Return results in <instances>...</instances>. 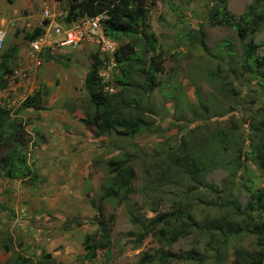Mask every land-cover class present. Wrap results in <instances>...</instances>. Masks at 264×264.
I'll return each mask as SVG.
<instances>
[{"label":"rangeland","instance_id":"374dc122","mask_svg":"<svg viewBox=\"0 0 264 264\" xmlns=\"http://www.w3.org/2000/svg\"><path fill=\"white\" fill-rule=\"evenodd\" d=\"M28 1L31 11L20 4L23 21L11 23L10 14H2L4 30L8 36L19 38L20 46L25 44L24 37L30 33L25 31L26 22L40 11L35 0ZM212 1L155 0L151 3L152 0H147L150 30L157 38L156 53L164 62L163 74L158 76L161 86L149 98L155 112L157 132L144 131L134 138H94L80 123L79 119L89 112L82 79L90 64L92 46L83 44L75 48L55 47L51 54L59 56L61 63L43 62L34 78L35 86L44 93L43 110L20 109L21 102L26 97L20 89L15 88L12 78H9L6 88L0 90V105L8 109V124L12 125L8 126L9 130H4L8 144L2 142L0 160L11 151L13 142L10 132H13V127L10 126L17 123L25 142L20 149L26 159L24 166L30 173L25 178H7L0 169V264H11L17 254L31 246L40 250L37 256L29 257L32 264H56L57 259H52L50 253H46L45 245L29 236L31 232L28 228L35 231L36 225L44 230V224L52 223L56 218L52 216L51 207L41 204L44 202L42 198L47 199L51 193L43 190L45 178L41 176L39 166L42 161L41 153L49 150L48 144L50 146L56 143L58 134L65 131L69 135L62 138L55 147L75 152L77 160L84 163L86 159L88 165L85 167L86 177L78 189L62 192L70 202L73 194L77 193L79 197L73 200L75 206H78L75 211L62 208L61 218H66V223H53L58 225L61 237L67 234L65 244L52 245V251H61L60 257L64 258L63 262L59 261L57 264H136L146 255L155 258L150 264H185L173 262L170 258L160 262L158 257L168 252L180 255L192 249L200 253L204 264H212L214 252L211 248L214 243H207L205 235L193 232L167 246L151 234L141 239L143 231L131 221V216L145 220L155 215L151 210H156V214L168 212L187 203L193 206L199 222L204 219L202 216H213L214 211L210 207L213 195L203 190L188 193L187 183L184 181H177V184L167 187L155 181V162H159L167 150L177 148L182 139L199 151L215 152L219 166L207 174V181L212 182L228 198H234L245 205L249 199L241 186L245 180L253 179L256 188L264 189V171L247 164L249 174H242L240 166L243 159H237L235 152L237 145L243 147V150L247 146L241 139L248 134L247 123L244 122L250 113L243 101L249 94L248 89L243 83L225 77V83H231L226 88L232 87L234 92L221 93L209 78L210 72L220 64L218 59L210 55L218 54L220 43L227 39L233 43L234 48H239V41L231 28L206 24L207 11ZM250 2L251 0H228L227 8L231 14L239 16ZM65 7L63 0L56 6L57 12L61 13L59 22H63ZM199 29L206 34L205 44L210 51L209 55L194 40ZM124 41L126 40L121 42ZM254 41L263 44L258 49V54L264 55V29L255 35ZM103 71H107V64L100 62L98 73L105 91L106 87L113 88L112 80L119 71L117 67L112 68L109 78L102 76ZM61 72H74L77 85L71 91L62 87L64 79L60 76ZM40 112L53 113L54 119L76 120L77 123L69 122L68 126H57L50 131L49 127L37 124L38 121L45 122L50 118L42 117ZM81 126L84 128L83 132L79 130ZM215 132L225 133L227 142L222 148L214 150L213 146L207 145L206 140ZM44 145L47 147L42 149ZM111 159L127 160V165L135 171L136 179L127 200L118 204L112 201L102 202L104 217L113 214L115 219L110 232L111 245L107 251H98L94 260L86 261L83 259V237L96 230L93 220L95 212L90 203H99L101 187L109 177L107 162ZM16 162L19 164V158ZM17 163L15 166H18ZM43 218L49 219L43 222ZM19 224H25L27 230L22 232ZM47 229L52 231L54 228ZM40 235H43L42 231ZM3 245L8 246L10 251H4ZM236 248L254 251V237L241 236L229 243L221 250L222 264H233ZM43 252L49 254L50 258L43 259Z\"/></svg>","mask_w":264,"mask_h":264},{"label":"trees","instance_id":"16d2710c","mask_svg":"<svg viewBox=\"0 0 264 264\" xmlns=\"http://www.w3.org/2000/svg\"><path fill=\"white\" fill-rule=\"evenodd\" d=\"M63 1L66 3L63 22L102 15L104 34L119 42L114 55L119 73L112 80L115 88L113 93L104 91L98 73V54L94 52L89 55L90 64L82 79L89 112L79 119L80 123L94 138H134L144 131L157 132L155 112L149 98L161 86L158 76L163 74L164 62L156 53L157 38L150 30L147 0ZM227 3L228 0H213L207 11L206 24L231 28L239 41V48H234L233 43L225 39L218 46V54H210L205 44L206 34L202 29L197 31L194 40L203 52L220 62L210 72L209 78L221 93L234 92L232 87L226 88L231 83L226 84L225 77L243 83L248 89L249 94L243 99L250 113L244 122L247 123L248 134L241 139L247 146L245 150L240 145L235 149L237 159H243L240 166L242 174L248 175L247 164L264 171V55L258 54V49L263 44L254 41L255 35L264 29V0H251L239 16L230 13ZM41 33L40 28H35L25 35V43ZM122 40L126 41L121 42ZM19 50V46L10 45L0 51V90L7 86L16 66ZM41 57L44 61L61 63V58L53 56L49 51H44ZM43 95L40 88L35 89L21 102L20 109L43 110ZM8 122L9 111L0 105V146L3 141L8 144L4 134V130H9L8 126L12 125ZM13 125L10 126L13 127V132H10L13 142L11 151L0 160V169L7 178H25L30 170L24 166L26 159L20 150L25 145L23 132L19 124ZM226 139L225 133L215 132L206 143L215 150L222 148ZM18 158L19 164L16 162ZM218 166L219 160L215 152L199 151L182 139L177 148L167 150L163 158L155 162V181L166 187L177 184V181H184L187 183L188 193L203 190L213 195L214 199L210 204L213 216H202L204 219L199 222L193 206L187 203L168 212L156 214V210H151L155 215L145 220L131 216L132 224L143 231L141 239L151 234L167 246L193 232L203 234L208 239L207 243H214L211 248L214 252L212 264H222L221 250L229 243L241 236H253L254 251L236 248L233 264H264V189L256 188L253 179L245 180L241 186L249 199L245 205H241L207 181V174ZM107 167L109 177L101 187L99 203H90L95 212L93 220L96 230L83 237V259L86 261L94 260L98 251H107L111 245L110 232L115 219L113 214L104 217L102 202L112 201L118 204L127 200L136 179L135 171L127 165V160L111 159L107 162ZM3 250L10 251L6 245H3ZM42 258H50V255L43 252ZM167 258L185 264L205 263L195 249L180 255L162 253L158 261L165 262ZM154 259L153 256L146 255L136 264H150ZM10 263L32 264V261L17 254L16 259Z\"/></svg>","mask_w":264,"mask_h":264},{"label":"crops","instance_id":"0c3cea01","mask_svg":"<svg viewBox=\"0 0 264 264\" xmlns=\"http://www.w3.org/2000/svg\"><path fill=\"white\" fill-rule=\"evenodd\" d=\"M35 1L40 11H39V14L32 16L30 20L26 22L25 24L26 32L27 31L32 32L35 28H40L42 30V27L40 24V20H41L40 15H41V9L45 5H48L51 11L57 16L56 20L59 19V14H61V13H58L56 10V6L59 4V1L57 0H35ZM20 4L24 5L23 7L27 11H31V8H30L31 5H29L28 0H0L1 17H2V14L7 15V16L8 14H10L9 16H11V21H10L11 23L16 22V21H23V18L20 16L21 14ZM2 22H3V19H2ZM26 25H30L29 30L27 29ZM4 45L6 47L10 45H16V46H19L20 49L24 47V45L20 46L21 43H20L19 38L17 37L13 38L8 35L6 37ZM85 45L86 46L88 45L91 47L90 44H85ZM45 62L48 63L50 61H45ZM86 71L84 72L86 73ZM60 76L62 77V79H64L62 87H64L65 89H69V91H71L72 89H74V87H76L77 80L75 78L74 72L72 73L61 72ZM36 89H37V86H36ZM40 113L42 117H50V118H47L46 120H44L45 122L38 121L37 124L40 123L43 126L49 127L50 131H52V128L57 127V126H68L69 122L72 124L77 123L76 120L54 119L52 118V116L54 115L53 113H49V112H40ZM83 129L84 128H82V126L81 128H79V130L82 132H83ZM68 135L69 134L66 131L61 134H58L56 143H53V145H50V146L48 144V147L50 148L49 150H46V152L41 153L42 161L39 166V171L41 173V176L45 178L43 190L46 191L47 193H51V195L48 196L47 199L46 197L42 198L44 202H41V204L44 203V205L51 207L53 209L52 216H55L56 218H54V222L44 224V227L46 228L44 230L43 228L41 229L37 227L36 225L35 227L37 228V230L35 231L32 228H28V231L32 233V234L30 233L29 236L33 237L34 241H38L37 243H42L45 245L46 253H50L52 259L54 260L57 259L56 264L59 263V261L63 262L64 258L60 257V255H62L61 251H52V245L54 243L65 244V239L67 238V234L65 233L66 235L61 237L60 233L58 232V225L55 226L53 225V223H60V222L66 223L65 222L66 218H61L62 216L61 213L63 211L62 208L75 211L78 206L77 207L75 206L76 204L74 203L75 201L74 198L79 197V195L77 196V193L73 194L72 200H71L72 202H70V200H66V197L62 194V192L67 191V190L76 191L78 189L80 183H83L86 177L87 171L85 167L88 165V161L86 159H84V163L83 161L81 162L78 161L75 152H71L68 150H61L59 147L58 148L55 147L56 144L59 143V141H61L62 138L67 137ZM72 136L75 137L74 134ZM51 141L53 142L54 139ZM45 147H47V145L42 146V149H45ZM40 205H38V207H40ZM48 219L49 218H43V222L48 221ZM37 221L38 220L36 218V222ZM37 223L39 224V222ZM19 227L22 232H25L27 230V228L25 227V224H19ZM47 227H50L51 229L54 228V229H52L51 231V230H48ZM41 231L43 232V235H40ZM26 245L28 246L29 243H27ZM39 253H40V250L33 248V246H31L30 249L25 250L23 253L20 252L21 255L27 258L33 255L37 256V254Z\"/></svg>","mask_w":264,"mask_h":264},{"label":"built area","instance_id":"2783aa9c","mask_svg":"<svg viewBox=\"0 0 264 264\" xmlns=\"http://www.w3.org/2000/svg\"><path fill=\"white\" fill-rule=\"evenodd\" d=\"M40 19L42 33L19 50L16 66L11 75L12 83L15 88L22 91L24 97L31 95L36 89L34 78L43 64L42 53L44 51L52 53L55 47L75 48L90 44L93 53L98 54L100 62L107 64V71H103L102 76L109 78V71L117 67L114 55L119 48V42L104 34V16H85L71 22H59L50 7L45 5L41 9ZM26 27L30 29V25ZM6 37L0 11V50L4 47ZM105 91L113 93L114 87H106Z\"/></svg>","mask_w":264,"mask_h":264}]
</instances>
